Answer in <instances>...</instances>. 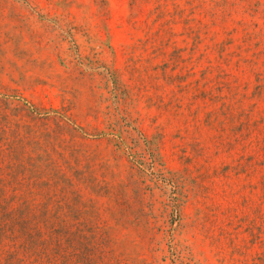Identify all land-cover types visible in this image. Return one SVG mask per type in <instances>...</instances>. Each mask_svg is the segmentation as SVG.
I'll return each mask as SVG.
<instances>
[{
  "label": "rangeland",
  "instance_id": "374dc122",
  "mask_svg": "<svg viewBox=\"0 0 264 264\" xmlns=\"http://www.w3.org/2000/svg\"><path fill=\"white\" fill-rule=\"evenodd\" d=\"M0 108L109 264H264V0H0Z\"/></svg>",
  "mask_w": 264,
  "mask_h": 264
},
{
  "label": "trees",
  "instance_id": "16d2710c",
  "mask_svg": "<svg viewBox=\"0 0 264 264\" xmlns=\"http://www.w3.org/2000/svg\"><path fill=\"white\" fill-rule=\"evenodd\" d=\"M4 124L0 123V264H109V237L90 228V205L75 183L9 180L16 178L15 167L25 172L36 165L32 159L6 161L8 149L3 148L24 140L10 142Z\"/></svg>",
  "mask_w": 264,
  "mask_h": 264
}]
</instances>
